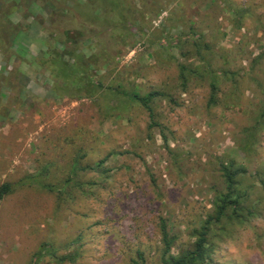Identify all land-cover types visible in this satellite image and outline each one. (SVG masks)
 Segmentation results:
<instances>
[{"label": "rangeland", "instance_id": "obj_1", "mask_svg": "<svg viewBox=\"0 0 264 264\" xmlns=\"http://www.w3.org/2000/svg\"><path fill=\"white\" fill-rule=\"evenodd\" d=\"M230 1L254 12L241 31L245 41L228 30L219 38L220 46L240 51L238 64L245 66L243 58L264 51V37L255 32L256 20H264V0ZM71 3L90 2L0 0V26L10 21L20 30L12 44L0 32V187L26 183L0 201V264H135L140 253L146 264H159L158 217H172L180 236L177 248H183L189 224L211 209L210 186L218 176L210 160L226 154L251 172L264 171V133L248 158L236 144L257 94L251 87L241 106L207 109L205 87L191 86L182 93L163 57V64L158 63L138 43L121 65L140 69L142 84L174 96L176 102L159 109L172 151L158 130L148 131L143 110L105 120L93 100L72 101L54 93L50 71L33 59L46 49L52 18L70 24L61 11ZM195 7L200 4H189V16ZM199 12L205 25H220L222 32L228 26L217 8ZM166 16L154 21L148 16L147 21L158 26ZM105 158L109 173L82 170ZM38 174L51 185L66 184L71 177L74 182L56 194L26 181ZM234 235L220 245L221 264H264V219ZM64 256L71 258L62 260Z\"/></svg>", "mask_w": 264, "mask_h": 264}, {"label": "trees", "instance_id": "obj_2", "mask_svg": "<svg viewBox=\"0 0 264 264\" xmlns=\"http://www.w3.org/2000/svg\"><path fill=\"white\" fill-rule=\"evenodd\" d=\"M89 2L76 7L71 3L62 11L59 9L70 24H62L59 17L52 18L46 49L33 58L50 71L54 93L72 101L93 100L105 120L123 119L132 109L143 110L149 119L148 131L152 134L158 130L164 144L172 151L166 133L169 127L162 121L159 109L163 103L172 105L176 102L174 96L167 90L142 84L140 69H127L121 65L128 49L142 43L149 56L156 58L158 63L163 57L164 65L173 69L176 89L187 93L191 86L206 88L207 109L241 106L245 91L254 89L258 102L248 114L247 125L242 129L244 136L236 140L238 150L249 157L254 151L253 146L259 142L257 138L264 133V51L255 57L252 54V57L246 56L242 60L246 65L241 66L238 64L240 51L220 46L219 38L225 37L227 30L241 34L247 29V21L254 17L251 8L236 6L230 0ZM191 2L197 7L200 4V8L195 7L189 16ZM204 7L217 8L224 13L228 23L224 32L220 25L208 26L199 21V11ZM165 13L167 16L158 26L148 23V16L155 18L154 21ZM261 18L263 16L255 22V32L260 31L264 37V20ZM66 22L64 19L63 23ZM0 32L10 44L20 34L18 25L10 21L1 24ZM245 37L241 34V42ZM107 160H100L94 167H82V170L107 174L110 172L104 166ZM209 163L217 168L214 173L218 176L210 186L211 209L199 222L189 224L186 230L189 242L183 248H177L180 236L174 232L172 217L164 214L158 217L159 264H221L217 258L221 243L234 238L237 231L264 219V171L251 172L246 164L226 154ZM42 176H29L26 181L56 194L64 193L67 185L74 182L71 177L66 184L51 185L41 182ZM24 184L25 180L4 183L0 187V201ZM139 257L140 262L135 264H146L143 253ZM70 258L64 256L62 260Z\"/></svg>", "mask_w": 264, "mask_h": 264}]
</instances>
